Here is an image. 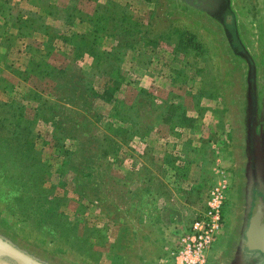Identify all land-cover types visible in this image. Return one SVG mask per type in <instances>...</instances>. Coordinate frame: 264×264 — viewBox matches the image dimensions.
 Returning a JSON list of instances; mask_svg holds the SVG:
<instances>
[{"label": "rangeland", "instance_id": "1", "mask_svg": "<svg viewBox=\"0 0 264 264\" xmlns=\"http://www.w3.org/2000/svg\"><path fill=\"white\" fill-rule=\"evenodd\" d=\"M57 1L45 52L58 39L66 51L0 50V229L59 264H169L162 238L173 229L175 244L220 186L208 264H222L242 170V67L218 25L234 17L229 2L40 3ZM6 3L0 15L26 7ZM234 3L264 84V0Z\"/></svg>", "mask_w": 264, "mask_h": 264}, {"label": "flooded vegetation", "instance_id": "2", "mask_svg": "<svg viewBox=\"0 0 264 264\" xmlns=\"http://www.w3.org/2000/svg\"><path fill=\"white\" fill-rule=\"evenodd\" d=\"M227 2L234 17L230 16L225 25L206 15L221 26L234 60L242 67L243 77L239 91L242 170L238 168L241 189L237 201L240 208L238 222L231 229L228 250L222 260L228 258L226 264H264V251L252 241L255 233L262 231L264 234V84L260 81L262 74L258 63L248 51L247 31L242 26L234 0ZM185 8L194 10L189 5ZM231 28L235 31V39L231 38ZM0 264L59 263L28 248L0 229Z\"/></svg>", "mask_w": 264, "mask_h": 264}, {"label": "crops", "instance_id": "3", "mask_svg": "<svg viewBox=\"0 0 264 264\" xmlns=\"http://www.w3.org/2000/svg\"><path fill=\"white\" fill-rule=\"evenodd\" d=\"M31 1H33V3H30ZM15 2L17 4L19 3V6L22 5L26 7L25 10L23 9V11H20L16 17H11L10 15H6L4 13L0 15V50H6L10 44L15 43L18 47V53L23 60H37L38 58H41L40 55H43L44 53H50L47 57L52 58V56L57 52L58 46H61V48L64 47L63 49L65 51L67 50V44L63 41L60 42V39H58V41L54 42V48L50 49V52H45L51 43V30L52 28H56V24L54 22H57L58 18H55V14L52 10L56 9L54 6L59 3L58 1L57 3H51L47 6H42L43 4L41 5L40 0H15ZM5 4H7L6 0H0L2 10L4 9ZM62 18L64 21L61 23L65 27L68 24L67 27L72 28V26H70V22L67 21V18ZM87 23V21H78L77 24L75 23V27H87ZM67 33L70 34V31H67ZM55 34L58 35L59 33L55 32ZM62 34L64 36V33ZM80 35H82V32H80ZM34 50L37 53L36 55L32 52ZM13 51L14 49L6 52L5 55H8V58H10ZM30 73L34 74L33 71ZM145 150H148L147 147H145ZM188 228L189 227H187L184 231H179L180 237L175 244L172 241L173 229L169 233V237L166 239L162 238L159 249L163 252V254L165 253V255H161L163 256V259L160 260L161 263L174 264L172 253L176 251L179 239L187 232Z\"/></svg>", "mask_w": 264, "mask_h": 264}, {"label": "built area", "instance_id": "4", "mask_svg": "<svg viewBox=\"0 0 264 264\" xmlns=\"http://www.w3.org/2000/svg\"><path fill=\"white\" fill-rule=\"evenodd\" d=\"M225 201L223 187L216 186L210 191L205 211L192 222L172 253L174 264H208L211 250L224 228Z\"/></svg>", "mask_w": 264, "mask_h": 264}, {"label": "water", "instance_id": "5", "mask_svg": "<svg viewBox=\"0 0 264 264\" xmlns=\"http://www.w3.org/2000/svg\"><path fill=\"white\" fill-rule=\"evenodd\" d=\"M252 241L256 246L260 247V249L264 251V234L262 231L255 233L254 239L252 238Z\"/></svg>", "mask_w": 264, "mask_h": 264}]
</instances>
